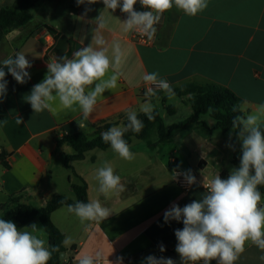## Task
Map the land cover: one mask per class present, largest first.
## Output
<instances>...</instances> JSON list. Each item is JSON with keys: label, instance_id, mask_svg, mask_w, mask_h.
<instances>
[{"label": "crops", "instance_id": "1", "mask_svg": "<svg viewBox=\"0 0 264 264\" xmlns=\"http://www.w3.org/2000/svg\"><path fill=\"white\" fill-rule=\"evenodd\" d=\"M15 1L0 0V10L11 7ZM56 1L41 0L34 4L31 21L10 30L0 41V61L20 51L32 63L28 69L31 79L24 84L17 83L5 68L7 94L0 101V205L17 194L21 202L38 207H44L54 195L75 199L70 169L65 165L66 156L73 155L74 150L67 144L58 146V141L81 132L93 135L95 125L107 120L117 122L121 116H127L130 108L140 114V106L146 101L142 80L145 73L158 72L173 88L189 83L228 88L243 100L245 114L264 104V0H208V7L196 16L173 7L164 13L149 44L135 39V31L123 32L121 22L127 19L126 14L119 8L114 12L106 10L102 0L79 6L76 0H67L57 9L61 14L57 20L42 17L39 9L44 12L45 5L56 6L60 2ZM134 7L143 11L138 4ZM85 9L90 11L85 14ZM99 14L107 22L103 35L109 45L118 41L125 53L118 87L103 93L87 121L82 119L78 106L75 111L64 109L58 100L53 102L54 111L34 113L26 96L44 79L48 62L58 57L52 50L59 38L46 27L51 26L68 37L70 44L65 54L72 58L75 51L92 42ZM108 54L111 58V49ZM161 91L156 90V95ZM19 118L23 123H17ZM135 139L141 141L134 138L129 144L135 153L131 161L119 158L110 147L91 150L85 159L70 163L74 174L87 183L89 200L99 199L113 214L101 223L93 222L91 230L85 231L66 206L52 213L55 226L75 240L65 248V264H76V257L92 248H102L106 255L113 250L109 260L123 257V264H142L149 255L159 258L176 252L174 232L182 229L183 223L174 220L165 223L163 214L173 203L183 207L202 198L206 189L202 184L185 188L180 178L179 182L173 180V170L179 169L173 168L172 162L166 165L147 144L134 145ZM210 141L212 151L221 153L216 141ZM105 161L124 182L125 191L119 196L105 197L98 192L96 170ZM72 180L79 182L75 176ZM32 223L43 229L38 219L26 226ZM39 235L49 243L44 230ZM160 245L165 247L164 252L160 251ZM261 255L264 253L255 245L246 243L236 264H264L259 259Z\"/></svg>", "mask_w": 264, "mask_h": 264}, {"label": "clouds", "instance_id": "2", "mask_svg": "<svg viewBox=\"0 0 264 264\" xmlns=\"http://www.w3.org/2000/svg\"><path fill=\"white\" fill-rule=\"evenodd\" d=\"M76 2L79 6L95 4L98 0ZM102 3L106 10L114 12L119 8L126 14L127 19L121 22L123 32L135 31L149 41L154 39L156 26L163 14L173 7L188 16H196L208 7V0H102ZM137 3L146 10H135ZM87 11L90 9H85V14ZM95 20L97 24L90 44L75 51L72 58L65 54L48 62L44 79L35 84L26 96L34 113L54 111L53 102L58 100L64 109L75 111L78 106L82 119L87 121L103 93L118 87L125 53L118 41L109 45L103 35L107 24L104 16L99 14ZM31 67L32 63L26 54L20 51L14 57L9 56L0 61V101L7 94L5 68L17 83L24 84L31 79L28 72ZM142 80L146 86V101L141 104L140 112L151 121L155 119V106L151 98L156 96V90L164 91L169 98L175 92L158 72L145 73ZM233 111H243V108L234 106ZM126 115V125L110 127L101 133V139L110 145L119 158L131 161L135 153L130 150L124 136L129 131L140 133L144 122L131 108ZM17 123L23 121L19 118ZM262 126L264 104H260L253 113L234 116L232 130L237 133L236 139L240 144L239 166L231 168L226 179L217 174L207 182L198 181L191 169L173 170V180L179 182V178L183 177L185 186L202 184L206 189L202 198L194 199L183 207L173 203L163 214L165 223L173 220L183 223V228L174 232L177 239L175 251L181 258V264H212L213 261L216 264H236L249 242L264 253V195L260 191V186H264ZM231 139L230 132L226 146L235 151ZM95 179L99 185L98 192L105 197L113 194L119 196L125 191L121 176L107 161L97 168ZM66 210L79 219L85 231L91 230L93 222L101 223L113 214L99 199L88 202L75 200L74 203L66 204ZM43 230L36 223L21 229L15 222L0 218V264H48L53 253L59 252L60 246L50 245L43 239L39 235ZM74 243L71 235H65L62 240L65 248ZM159 247L161 252L165 251L163 245ZM112 253L113 250L106 255L102 248L85 249L76 257V264H123V257L109 260ZM259 259L264 262V255ZM142 264H175V261L149 255Z\"/></svg>", "mask_w": 264, "mask_h": 264}, {"label": "trees", "instance_id": "3", "mask_svg": "<svg viewBox=\"0 0 264 264\" xmlns=\"http://www.w3.org/2000/svg\"><path fill=\"white\" fill-rule=\"evenodd\" d=\"M39 1L41 0H16L11 7H5L0 10V41L10 30L23 27L31 21V9L34 4ZM46 29L55 38L61 36V34L51 26H47ZM173 89L175 95L178 97L189 96V105H191L192 114L182 122L166 127L163 117L157 110L154 111L155 119L151 121H149L143 113H140L138 117L144 122V128L138 134L131 131L125 133L124 138L127 140L128 144H130L134 138L146 140L150 135V131L154 128H157L159 142L171 140L174 137L175 131L193 124H202L200 118L206 114H210L216 121L215 129L226 133L232 130V119L234 116L245 115L243 111H233L234 106L242 107L243 100L228 88L214 84L201 85L189 83L180 88ZM167 100L168 98H165L163 102L166 103ZM166 110L170 115H174L176 112L174 106H167ZM122 118L125 119L123 125H126L128 123L127 116H121L119 120ZM118 121L107 120L95 125L93 135L81 132L66 135L59 140L57 143L58 146L67 144L74 150L73 155L66 156L65 165L67 169H73L70 163L72 161L85 159V154L91 150H106L110 148L109 144H105L102 141L101 133L107 131L112 126H119L120 123ZM262 131H264V126H262ZM236 136L237 133L234 131V136L231 139V143L235 146V151L232 150V164L239 166L240 144ZM149 147L155 149L156 145L149 144ZM4 165L9 168L7 163H4ZM74 173L75 172L72 174ZM74 176L79 179V182L74 183L72 176L69 177V181L75 193V199L68 198L64 195H54L44 207H36L33 204L21 202V197L17 194L10 197L6 204L0 205V218L15 222L19 228H23L35 219L40 221L48 236L49 244L60 246L59 252L53 253L48 264H65L64 260L60 257L61 253H65L66 251L65 247L62 245V240L65 235L53 223L51 219L52 213L66 206V204L74 203L75 200L84 202L90 201L87 183L77 174H74ZM227 176L228 173L223 172L220 177L226 179ZM260 191L262 195H264V186H260ZM61 201H63V203H61Z\"/></svg>", "mask_w": 264, "mask_h": 264}, {"label": "rangeland", "instance_id": "4", "mask_svg": "<svg viewBox=\"0 0 264 264\" xmlns=\"http://www.w3.org/2000/svg\"><path fill=\"white\" fill-rule=\"evenodd\" d=\"M66 2L67 0H58L56 1L58 3L56 6L54 4L45 5L44 12L43 9H39L40 14H42L41 16L47 17L48 20H57L61 16L57 9L66 4ZM53 7H56V9H53ZM165 98H168L166 103L163 102ZM151 103L155 106V110L163 117L166 127L182 122L193 112L191 105H189V96L178 97L174 95L169 98L164 91H161V93L151 98ZM165 106H174L176 110L175 114L170 115ZM124 120L122 118L118 121L120 123L119 126L124 124ZM200 121L204 122V124H193L179 129L175 131L174 137L171 140L165 142H159L157 128H154L150 131V135L145 141L135 139L134 145L138 147H145L146 144L148 146L149 144L156 145L153 152L164 159L166 165L172 162L173 168H177V165H179V170L181 171L191 169L192 172L196 173V178L198 179L206 178L207 180H211L217 174L220 176L223 172L229 174L231 167H234V164H232L233 151L226 145L229 143V133L231 132L233 137L234 131L231 130L224 133L221 130L215 129L214 124H216V121L210 114L201 116ZM210 140L216 141L217 147L221 152L218 153L219 155L212 151ZM202 161H205L207 165ZM70 170L68 172H70V176L74 179V174H72L74 170Z\"/></svg>", "mask_w": 264, "mask_h": 264}, {"label": "water", "instance_id": "5", "mask_svg": "<svg viewBox=\"0 0 264 264\" xmlns=\"http://www.w3.org/2000/svg\"><path fill=\"white\" fill-rule=\"evenodd\" d=\"M163 17H164V14H163ZM69 44L70 43H69L68 37L66 35H61L59 39L57 40L56 45L52 50V53L58 57L63 56L67 52ZM202 162L206 163L205 161H202ZM64 256H65V253H61L60 257L62 260L64 259ZM163 257L173 259L175 261V264H181V258L177 252H169Z\"/></svg>", "mask_w": 264, "mask_h": 264}, {"label": "built area", "instance_id": "6", "mask_svg": "<svg viewBox=\"0 0 264 264\" xmlns=\"http://www.w3.org/2000/svg\"><path fill=\"white\" fill-rule=\"evenodd\" d=\"M138 5H139V3H137ZM140 6V5H139ZM141 7V6H140ZM142 8V7H141ZM142 10H146V9H143L142 8ZM134 37H135V39H137L138 41H140V42H142V43H145V44H149V43H151L152 42V40L151 41H149L146 37H142L141 35H139L138 33H134ZM157 90H159V89H157ZM180 183H181V185L183 186V187H185V188H187V186H185L184 185V182H183V177H180Z\"/></svg>", "mask_w": 264, "mask_h": 264}]
</instances>
